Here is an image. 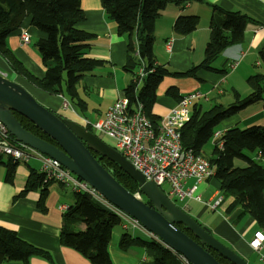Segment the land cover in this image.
Instances as JSON below:
<instances>
[{"label":"crops","instance_id":"crops-1","mask_svg":"<svg viewBox=\"0 0 264 264\" xmlns=\"http://www.w3.org/2000/svg\"><path fill=\"white\" fill-rule=\"evenodd\" d=\"M80 4L84 19L76 28L94 35L86 57L102 62V66L85 74L77 86L79 98L86 104L84 111L77 109L62 95L51 96L36 89L23 77L13 73L1 57L0 74L23 87L44 108L85 128L84 120H101L114 101L125 96L123 91L134 78L122 69L127 63L126 40L116 34L115 23L105 14L101 0H81ZM217 9L239 13L250 19L240 43L226 48L212 63L214 69L223 70V73L200 71L197 73L199 79L164 77L156 87L155 100L151 107V114L158 119V123L176 107L181 96L193 92H198L201 98L194 101L190 110L193 105L201 111L212 108L223 110L237 105L238 101L250 93L247 79L253 75H264V66L258 60V52L264 47V0H189L184 4L167 5L154 25V63L171 73H185L199 65L209 40V22L212 17H219ZM179 16L198 17L197 28L186 36L175 35L172 26ZM21 32L30 37V43H21ZM44 38L45 34L31 26L30 17H27L21 27L10 33L6 39V46L15 60L38 79L44 76V67L34 43ZM169 89L175 90V96L167 94ZM252 125L264 126V108L260 102L226 117L214 129L213 134L219 133L220 137L233 127L246 128ZM101 138L103 142L111 145L109 139H104L103 136ZM214 139L217 140L211 137L202 148L205 158L211 156L216 143ZM0 157V227L15 232L19 239L43 250L51 259L48 261L31 257L26 264H92L80 252L63 245L60 239L63 207L70 208L75 202L72 190L51 182L47 186L46 211L42 212L37 206L38 190H29L23 196L15 198L24 190L30 172L39 174V162L32 160L36 163L28 161L14 164L8 157ZM254 160L264 167L262 157L257 156ZM238 161L237 167L245 165L243 161ZM8 170L11 171L9 178L6 175ZM194 182V179L185 180L184 189L192 186ZM196 194L197 199H177L166 193L174 203L178 201V208L199 226L206 227L218 242L235 253L245 264H264V241L258 250L249 245L255 233H264L252 217L244 214L235 205L232 198L222 194L219 181L211 175L198 184ZM124 234L130 238H139L147 244L151 242L148 237L149 240H144L135 231H125L120 221L112 230L107 244L111 264H153V251L149 247H120V239ZM170 254L175 257V254ZM4 264L23 263L9 261Z\"/></svg>","mask_w":264,"mask_h":264},{"label":"trees","instance_id":"trees-1","mask_svg":"<svg viewBox=\"0 0 264 264\" xmlns=\"http://www.w3.org/2000/svg\"><path fill=\"white\" fill-rule=\"evenodd\" d=\"M80 1L0 0V57L7 62L13 73L23 77L36 89L51 96L62 95L77 109L84 111L86 104L79 98L77 86L85 74L102 66V62L86 57L94 35L76 28L84 19ZM187 1L189 0H101L105 14L115 23L116 34L126 40L127 63L122 69L130 73L134 80V70L139 66L142 65L147 72L141 79V84L136 88L135 82H131L124 89V95L131 106L137 102L143 105L144 113L153 125L158 124V119L151 114V107L155 100L156 87L161 80L168 76L199 79L197 73L200 71L223 73V70L214 69L212 63L226 48L240 43L243 32L250 23V19L244 15L217 9L219 17H212L209 22L210 35L202 62L185 73H171L154 63V25L167 5L184 4ZM27 17H30L31 26L45 34L44 39L34 43L44 67V76L41 79L23 68L6 46L8 35L19 29ZM198 23L196 16H179L172 26V32L177 36H186L197 28ZM258 60L264 66V47L258 52ZM247 83L250 93L238 101L237 105L223 110L212 108L207 111H201L196 105L191 107L190 119L181 130L183 149H191L195 154L203 156V146L211 140L214 129L222 120L258 102L264 108V75H253L247 79ZM167 94L175 96V90L169 89ZM14 116L26 131L54 144L26 119L18 114ZM220 141L221 149L215 144L211 156H203L209 163L212 176L219 181L222 194L232 198L235 205L244 214L252 217L264 233V167L254 160L257 156L264 159V126L233 127L222 134ZM92 155L129 193L139 194L137 185L115 164L96 153ZM235 160H241L245 165L237 167L234 165ZM12 163L17 164L13 161ZM6 175L9 178L11 171L8 170ZM50 183H44L40 174L30 172L24 190L15 198L36 189L39 193L37 206L45 212L47 186ZM73 193L74 204L62 214V244L80 252L92 264H111L107 244L112 230L119 225V219L93 203L87 195ZM143 200L150 205L144 198ZM79 226L83 228L79 230ZM178 228L192 237L182 226ZM132 245L149 247L153 251V264L178 262L168 250L159 245L153 242L147 244L139 238H130L124 234L120 239V247L126 249ZM208 252L218 263L231 264L214 251ZM31 257L51 261L46 252L22 241L15 232L0 227V264L9 261L26 264Z\"/></svg>","mask_w":264,"mask_h":264},{"label":"water","instance_id":"water-1","mask_svg":"<svg viewBox=\"0 0 264 264\" xmlns=\"http://www.w3.org/2000/svg\"><path fill=\"white\" fill-rule=\"evenodd\" d=\"M14 114L33 124L54 144L26 131ZM0 122L17 142L59 162L114 207L136 219L169 250L182 255L190 264H220L208 250L216 252L232 264H245L235 253L218 242L206 227L199 226L178 208L154 183L145 182L142 175L112 147L78 123L44 108L23 87L1 74ZM92 153L115 164L137 185L139 196L129 193L117 183L98 164ZM178 226L190 232L192 237L187 236Z\"/></svg>","mask_w":264,"mask_h":264},{"label":"built area","instance_id":"built-area-1","mask_svg":"<svg viewBox=\"0 0 264 264\" xmlns=\"http://www.w3.org/2000/svg\"><path fill=\"white\" fill-rule=\"evenodd\" d=\"M19 37L22 44L30 43V37L24 32H21ZM166 50H169V44L166 45ZM146 73L142 65L138 67L134 80L136 88L141 84V79ZM200 98L198 92L181 96L176 107L170 110L158 124L153 125L146 117L141 103L137 102L131 106L128 99L122 96L114 101L101 120L96 122L84 120V127L93 134L109 139L113 149L142 175L145 182H152L158 188L167 185L168 195L177 199L186 197L197 199L198 184L210 177L212 170L203 156L195 154L191 149L182 148L181 130L190 119V106ZM219 135L214 133L212 138H217L214 139L215 144L221 149L222 142ZM0 156L8 157L16 163H26L30 159L37 160L38 171L44 183L54 182L69 188L72 192L87 195L93 203L118 217L125 231H139L145 234L151 242L175 254L180 264H190L182 255L169 250L156 235L146 230L136 219L114 207L87 183L62 167L59 162L17 142L1 122ZM187 179H194L195 182L184 189V182ZM66 209L64 206L63 211ZM263 241L264 235L257 232L249 245L252 249L258 250Z\"/></svg>","mask_w":264,"mask_h":264},{"label":"rangeland","instance_id":"rangeland-1","mask_svg":"<svg viewBox=\"0 0 264 264\" xmlns=\"http://www.w3.org/2000/svg\"><path fill=\"white\" fill-rule=\"evenodd\" d=\"M137 71H138V68L135 70V72L137 73ZM7 77H9L8 75H7ZM100 139H102L101 137V135H99L98 136ZM104 138V137H103ZM104 139H106V138H104ZM2 158H4V157H2ZM32 160H34V159H30L29 161H31L30 163H36L35 161H32ZM237 162H239V161H237V160H235L234 161V165L236 166V164H237ZM242 165V164H241ZM162 189L165 191V193H167V190H168V188H167V185H164L163 187H162ZM136 194H138V193H136ZM175 204H177V205H179L180 206V204L178 203V201L177 202H175ZM83 227L82 226H79L78 227V229L80 230V229H82ZM129 232H131V231H129ZM135 232H137V234H139V236H141L144 240H149L148 238H147V236L145 237L144 235H143V233H141V232H139V231H135Z\"/></svg>","mask_w":264,"mask_h":264}]
</instances>
